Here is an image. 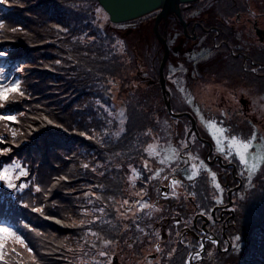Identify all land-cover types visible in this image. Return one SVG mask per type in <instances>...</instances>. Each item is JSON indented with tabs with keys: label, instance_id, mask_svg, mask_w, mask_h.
<instances>
[{
	"label": "trees",
	"instance_id": "16d2710c",
	"mask_svg": "<svg viewBox=\"0 0 264 264\" xmlns=\"http://www.w3.org/2000/svg\"><path fill=\"white\" fill-rule=\"evenodd\" d=\"M202 2L182 3L181 11L185 14L192 7L199 13L196 18L201 16V12H211L216 20L234 22L235 14L243 10L240 6H232L236 10L231 12L221 0L209 10ZM224 10L230 13L225 15L227 13H222ZM134 20L111 22L98 0H0V52L7 53L0 57V76L3 77L0 82L8 86V83L19 80L22 90H25V96L16 100L11 96L17 94H10L6 107L0 109V112L18 116V122L0 121V134L4 136L0 139V148L11 149L0 153V172L7 168L9 174L16 177L22 169L28 171L20 179H13L17 184L15 189L9 188L7 181L0 180V224L23 236L33 249L30 254L22 245L16 246L18 251H24L25 264H122L120 256L125 254L130 243L126 242L130 232L123 225L131 213L121 217L117 210L125 212L128 207L135 210L136 200H146L150 204L157 193L156 184L172 165L175 145L171 142L163 141L165 145L160 146L159 160L153 161L148 154L161 118L168 116L172 119L159 85V64L164 50L155 35L152 75L138 67L137 81L143 88L135 90L129 98H123L124 111L120 116L116 112L119 108L115 103L117 94H122V97L128 87L124 88L121 77L127 58L120 54L118 41L121 38L115 30ZM219 25L222 26L221 23ZM158 26L169 46L170 60L178 59L179 55H175L171 47L183 34L181 24L170 15ZM14 28L17 31L13 32ZM224 30L230 38L232 28L228 23ZM236 50H241L237 57L229 50L215 49L212 43L197 44L187 48L183 53L186 59L177 60V65L175 61L171 65L167 59L164 76L171 105L172 86L176 87L179 80L167 77L168 68L173 72L185 69L187 80L193 77L205 91L214 87L212 83L216 89L217 85H226L225 81L228 83L226 86L234 88L233 91L244 84L243 81L256 86L259 81L263 85L264 48L248 51L240 47ZM126 53L132 56L134 63H138L136 54L140 52L135 41ZM180 62L185 65L181 66ZM205 68L207 78L202 75ZM117 79L120 80L119 87L115 86ZM261 88L264 91V87ZM44 116L48 120L43 119ZM218 121L221 122L220 119ZM228 124L227 132L230 134L242 125L245 128L241 131L242 138L248 139L251 132L256 131V141L263 143L259 131L247 122L244 125L237 122ZM12 128L19 132L15 138L11 136ZM85 163L90 167L84 168ZM16 165L21 167L16 168ZM132 168L141 173L135 184L130 179L134 175ZM159 169H163L160 176L152 178ZM242 170L245 174L242 188L246 191L249 179L243 165ZM257 172L258 169L244 198L235 193L237 209L234 217L227 221L225 237L221 227L216 231L220 245L226 246L229 241L231 247L220 251L214 242H208L198 264H264V180L256 176ZM192 180L198 196L208 198L207 195L211 194L209 181L202 176ZM21 184L28 187L21 188ZM141 189L147 193L144 197L137 195ZM92 192L102 196L103 200L90 196ZM90 199L94 203L90 204ZM124 200L129 201L128 205L122 206ZM212 204L211 201L205 211L210 213ZM195 205L187 210L188 218L201 211L197 198ZM98 207H104L105 213L96 212ZM38 208L42 211H36ZM85 208L89 209L87 214ZM168 208L165 206V210ZM96 215L102 216L103 220L93 224L79 223L81 220H94ZM155 221H149L147 225L152 227ZM130 225L134 226V223ZM89 228L100 233L99 241L88 232ZM136 235L132 230L131 243L136 241ZM105 238L113 241L106 249L109 252L107 257L99 255L104 250L102 240ZM163 238L164 245L173 241V245L181 247L179 237L174 240ZM11 244L9 240L5 245V259L0 260V264H18L17 257L11 253ZM141 250L142 247L138 252ZM187 253V249L179 248L172 256L164 254L161 256L162 264L167 260L166 264H186ZM114 256L118 258L116 263ZM158 259L159 256L153 264H158Z\"/></svg>",
	"mask_w": 264,
	"mask_h": 264
},
{
	"label": "rangeland",
	"instance_id": "374dc122",
	"mask_svg": "<svg viewBox=\"0 0 264 264\" xmlns=\"http://www.w3.org/2000/svg\"><path fill=\"white\" fill-rule=\"evenodd\" d=\"M202 1H203L202 3L206 7L209 8V10H212L213 4L214 3L216 4V2L220 1V0H202ZM235 1H237V2H234L233 0H221L223 6H225V7L229 6L228 8L231 9V12L236 10L233 8L234 6H240L241 7L240 9H243L241 11L244 12V13H241V16L239 18L242 21L241 23H238V22L234 23L235 21L231 22L230 20L227 21L228 24L232 28L231 33L234 34L233 38H232V34H230V38L227 39L229 44L233 45V41L235 40V37H236V41H239L242 43L241 46H239V47H241L243 49H248V51L253 50V49H263L264 48V40L261 41V40H259V38L255 39L256 35L254 34V31H251L252 29H250V24L248 23V17L255 18L258 21V26L261 27V29H264V0H235ZM242 6L244 8H242ZM155 12H158V11L155 10L153 12H150L149 14H146V15H143L139 18H136L134 20V22L129 23V24L123 26L122 28H119L118 30H115V31H117V32H115V34H120V38H121L120 42H122V44L120 43L121 44L120 45V54L122 56H126V58H127L125 61L126 66H125V69L123 70L124 75H122L121 77H123V79H124V81L122 82L124 85V88L127 86L128 90L124 92L122 97H121L122 94H120V93L117 94L118 97L115 100L116 101L115 103L120 108V109L119 108L116 109L118 116H120L121 112L124 111V106H123L124 99L126 97L129 98V96H131L135 90H142V88H143V87H141L142 85L138 84L139 82L137 81L136 72L138 71V67L144 73L149 74L150 76L152 75L153 71H152V64L151 63L154 61V58L152 57V55L154 53L153 51L155 48V36L152 32V29H153V24H154V20H155V16H154ZM222 13H227L225 15H228L230 12H226L224 10V12H222ZM147 15H149V17H147ZM211 15H213V14H211ZM203 16L206 17L207 13H204ZM162 22L163 21H161V23ZM124 23H126V22H124ZM161 23H160V25H161ZM158 27L160 28V26H158ZM176 28H178V27H176ZM180 30H182V29H180ZM196 33L197 34L199 33L198 29H197ZM179 39L180 40L177 43L176 42L173 43L172 47H171L172 50L175 48L177 49V51H174V53H175V55H177V54L179 55L178 59L171 61L169 56H168L167 62L170 61L171 65H173V61H175L174 64L177 65L178 64L177 60L183 61L186 59V58H183L184 57L183 53L187 52L186 51L187 48H189L191 46H195L197 44L198 45H200V44L204 45L205 43H208L210 41V38L208 39V37L205 34H203V37H197L196 36L195 39H192L191 37H188L185 34H181L179 36ZM117 40H118V36H117ZM220 40H222V36H220ZM220 40H219V43H220ZM134 41H135L136 46L140 52V54L139 53L136 54V56H139L138 63H134L132 56L129 53H128V55L126 53L132 48V44H134ZM121 48L123 50H121ZM224 49H226V48L223 47L220 50H224ZM227 52H228V49H227ZM0 57H4V55H0ZM231 61H234V60H231ZM203 63H207V61L203 60ZM180 65L184 66L185 63L180 62ZM205 65L206 64H204V66ZM168 70L169 71L167 72V77L170 78V76H172V77H175L176 79L179 80L178 83L175 82L177 89L174 85L172 86V88H173V91H172L173 99H172V105H171L172 110L176 113L188 112L185 110L192 111V109L190 108L191 103L189 101L186 104L184 103L186 100L185 98L190 97V93H191L192 97L195 98V103L198 104L199 106H201V110L204 113L205 117L202 115L201 111H198V110L195 111V114H194L195 117L192 116V114H190L189 112L188 113L194 118V120L196 119L195 123L197 121V123L199 125L200 132L201 133H202V131L207 132L210 135V137L215 141L216 147H218V145L216 143V139L213 137L212 131L210 130L206 121H210L211 118L214 119V117H217L218 119L221 120V123L222 122L223 123H227V122L228 123L229 122L241 123L242 121H243L242 122L243 125H244V123H246V117L243 114H241V110L239 109V107H241L240 106L241 104H239L238 100H236L237 105L234 104V102L230 101V99H232L233 96H235V95H236L237 99L241 94V95H243L244 98L249 100V106H250V110H249L250 112L249 113H250V116L252 118L251 121H253L254 123H256V121H257L256 130L259 131L260 136L264 135V91L261 88L262 86L264 87V84L260 85V82L258 81L257 86H256L254 83L249 84L246 81H243L244 84H241L240 86L235 88V90L233 91L234 88H232L230 86H226L228 84L226 81H225L226 85H224V84H221L219 86L217 85L216 89H213V88H215V84L211 82L214 85V87L205 91V90L201 89V85L198 82H196L193 77L190 80H187V78H186L187 72L185 69L184 70L181 69V70H178L175 72L171 71L170 68H168ZM251 70H253V69H251ZM163 72H164V70H163ZM200 73H201V71H200ZM207 73H208V71L205 68V70L202 71L203 78L208 77ZM126 75L128 77H126ZM224 80L225 79H222V81H224ZM126 81H128L127 84H126ZM4 83L5 82H3L2 84H4ZM10 83H8V85ZM118 83H120L119 79H117L115 81L116 87H119ZM129 83H132L131 87L129 86ZM4 85L6 86L7 84H4ZM137 86H139L140 88L137 89L136 88ZM190 87H192V90L189 89ZM116 92H117V89H116ZM164 103H165V101H164ZM190 122H191V119H190L188 114H185L184 117L183 116L178 117V118L172 117V119L169 118L168 116L162 117L159 124L157 125L160 127L159 130H157L155 133H153L151 150H150V152L148 150V154L150 155L149 157L153 161H155L156 159H158V160L160 159L158 157L162 152L160 150V146L165 145L163 143V141H165L166 143L171 142L173 145H175V151L178 152L183 147V145L181 144V141H184L185 137H186V129L182 126H179V125L188 124ZM191 124H192V122H191ZM260 124H261V126H260ZM195 127H196V124H195ZM181 128H183L182 129L183 131L179 130ZM243 129H245V128L242 125H240V126H238L237 129L234 128L233 133L230 134L229 132H227L224 135H227L229 137L234 135L240 139H244L241 137V131H243ZM197 132H198V130H197ZM198 134H199V132H198ZM199 136H200V134H199ZM190 140L195 141V142H193L192 149L189 151L190 153L191 152L196 153V152H198L199 149L203 148V145L200 142H197V140L194 137H191ZM227 143H228V141H224V147H225V145L227 146ZM254 145H255V147L253 149L249 150V154H248L250 164L253 162L252 161V154H256V156L258 158L260 156H264V141H263V143H258L257 141H255ZM227 147L229 148V144ZM228 151H229V149H228ZM176 155L177 154L175 153V156ZM237 158L239 159L238 156H237ZM191 159L194 160L192 157H191ZM238 159H237V161L240 162ZM184 161H185L184 157L182 159H173L172 166L175 164H182ZM218 163L221 164L222 166H225V164H222V161L220 160V158L218 160ZM262 163H260L261 166L259 167L258 172L256 173V176L260 177L261 179L264 180V162H262ZM188 164H189L188 168L190 169V172L192 173V171H194V169L191 167L192 163H188ZM197 166L200 167L199 164H197ZM208 169H211V171H216L215 167H213V168L208 167ZM242 172H243V170H242ZM243 176H245V174H241V177H243ZM224 179L227 182L229 180L228 178H224ZM240 180H241V183H240ZM243 182H245V181H243L242 179H239L237 185H235L234 188L231 187L229 189H226L227 191L223 192L222 198L224 197L223 200L225 199L226 204H228V202H229L228 201V191H231L230 196H231L232 204L228 207H224L225 209H227L226 212H228L229 215H230L229 211H233V213H234V212H236V209H237V204H236L237 200L235 197V193H233V191L236 190L235 191L236 194L239 193L238 196H240V198L241 197L244 198L245 194L249 191L250 185H252V180H251L250 184H249V182L246 184V187H245L246 191H245L242 188ZM211 186L216 188L213 181L211 183ZM172 190H174L173 187H172ZM209 190H210V188H209ZM155 191H156V189H155ZM175 191H177L179 193V195L173 196L172 199H177V200L179 199V201L181 200L184 204L189 202L190 198L186 194L187 193L186 188L184 187V185L182 183L178 184L175 187ZM215 195H214V193H211L208 197V199H209L208 201L211 202V198L214 197ZM217 196H218V194H217ZM140 197H144V195H140ZM163 206L164 205L160 206L162 208V210L164 209ZM152 212H153V215L151 217H148L146 215L141 217V213H139V215L141 217L140 219H134L132 213L126 216L125 224L130 225V223H134V226L132 225L130 230L129 229L126 230L127 232H130V233H128V235L126 237V239H127L126 242L131 243L130 237H133V236H131L132 230L136 231L137 235L135 236L136 241L132 242V243H134V242L135 243L134 244H132V243L127 244V246H126L127 249L125 250V254L120 256L122 264H153L154 263L156 258L155 257H153L154 259L148 258L147 256H148V254H150L156 250L155 246L157 245V243L158 244L160 243V245L163 244V241H162L163 236L161 237L160 234L157 235L156 231H154V232L150 231V229L152 230L153 226L150 227L146 223L147 219H151V221L155 220L160 214V212L158 213L157 210H153ZM229 215L227 217H225V219L228 218V220H230L231 218L234 217V215L230 216V217H229ZM203 219H204V216H203ZM224 220H222L223 222H221L219 224V228L221 227L222 230H223V225L225 223ZM137 223L140 225L139 229H137L135 227V224H137ZM0 226H1V224H0ZM157 231H159V230L157 229ZM154 234H156V236ZM175 238L176 237H174L173 240ZM224 240H225V238H224ZM213 241H215V239L214 240L210 239V241H208V242H213ZM217 241H218V237H217ZM172 242L173 241H168L167 244L165 245L166 249H165V246H163L162 251L166 252V250H168V252H169L172 249H177V247L175 245H173ZM214 243L216 244V242H214ZM148 244H150V245H148ZM216 246H217V244H216ZM227 246H228V244H226V246L220 245V249H218V250L227 251V250H229V249L226 250ZM140 247H142V250L138 252V249ZM158 253H160V251ZM190 255L191 254H188L185 258L186 264L188 261V257ZM158 256H159L158 264H162L163 258L161 260V256H165V255L163 254V255H158ZM201 257H203V253L198 258H196V256H195L194 257L195 259L193 260L192 264H198L199 260L200 261L202 260ZM116 260L118 261V258ZM167 261H165L163 264H166Z\"/></svg>",
	"mask_w": 264,
	"mask_h": 264
},
{
	"label": "flooded vegetation",
	"instance_id": "af4514ba",
	"mask_svg": "<svg viewBox=\"0 0 264 264\" xmlns=\"http://www.w3.org/2000/svg\"><path fill=\"white\" fill-rule=\"evenodd\" d=\"M180 4H182V3H180ZM180 6L181 5H179V8H180ZM194 10L195 9L190 7L188 10H186V12H185L186 15H185L183 13L184 11L182 12L181 8H180V13H181V17H182L183 22L174 13L168 14L167 17L165 19L162 18L161 21L166 22L167 18L170 15H173L175 21L179 22L181 24L182 32L186 36L191 37L192 39H195L196 36L197 37H203V34H205L208 37V39L210 38V41L207 44L212 43V45H213V47H215V49H222L223 47H225L226 50L228 49L229 52L232 55H234L235 57L239 56L241 50L240 51L238 50V52H236L237 51L236 49L240 48L239 46L242 43L239 41H236V38H235V40L233 41V45L229 44V42L227 40L228 37H227L225 30H224V26L228 22L225 20L224 21L223 20H216L215 19L216 16L214 15V13H211V12H201V14H200L201 16H199V18H196V16L199 15V13L196 12V10L195 11ZM157 13L158 12L154 13L155 16ZM204 13H207L206 17L203 16ZM241 13H244V12L240 11V12H237L235 14L236 18H235L234 23H237V22L241 23L242 22L239 19L241 16ZM211 14H213L214 16ZM161 21H160V23H161ZM220 23L222 24V26L219 25ZM223 23H224V26H223ZM248 23L250 24V29H252L251 31H254V34L256 35L255 39L258 38L257 37L258 35L256 33V29H255V28L259 27L258 21L255 18L248 17ZM259 28H261V27H259ZM197 29L199 30L198 34L196 33ZM220 36H222V40H220ZM263 39H264V37H263ZM219 40H220V43H219ZM172 51H177V49L175 48ZM243 55H244V59L248 60L247 56H245V54H243ZM165 84H166V80H165ZM159 85H160V83H159ZM160 89H161V87H160ZM189 89L192 90V87H190ZM169 97H170V94H169ZM185 99L186 100L184 103L186 104L189 101L191 103L190 108L192 109V111H189V110H185V111H188L190 114H192V116H194L195 111L198 110V111H201L202 115L204 116V113L201 110V106H199L198 104L195 103V98L192 97L191 93H190V97H186ZM236 100H238L239 104H241L240 105L241 107H239V109L241 110V113L246 117L247 124H250V126L252 125L254 128H256L257 127V121H256V123L251 121L252 118H251L250 113H249L250 112L249 111L250 110L249 100L244 98L243 95H241V94L238 97V99H237L236 95L233 96L232 99H230L231 102H234V104L237 105ZM188 112H178V113H188ZM182 116L184 117L185 114ZM176 118H178V117H176ZM210 120H215L217 125H219V126H223L225 128L230 127V125L228 123L219 122L217 117H214V119L211 118ZM241 123H239V124H241ZM195 124H196V128L200 134V137L209 141L212 145V149H211L210 153L208 154L207 159H206V155L209 152V145L206 142H203L201 139L197 138L196 134L194 133V131L192 129L191 122L188 124L179 125V126H182L186 129V137H185L184 141H187L188 147L186 149H184V147H182L178 152L175 151V153L176 154L180 153V155L185 158V161L182 164H175L173 166L171 165L167 170H165V174H163L160 181L156 184L155 189H156L157 193L154 195V197H153L154 200L151 203V204H155L156 208L155 209H147L146 212L157 210V209H158L157 210L158 213L160 212L159 216L156 218V221L154 222L152 230L150 229V231H153V232L156 231L157 233H159L161 235V237L165 236L166 238H171V239H173L174 237H179V242L181 243V247H177L176 250H179V248L185 249V250L187 249L188 250L187 255L191 254L193 256V258L195 256H196V258H198L199 256H201V253L199 256H197L196 254L202 250V248L200 247V244L202 241H204V243H205V250H206V244L208 243V241H210V239H212V240L215 239V241H213V242H216V244H217V235H216L217 232L216 231L219 228V224L221 222H223L222 220H224L225 217H227L229 215V213L226 212L227 209L224 208V205L226 204L225 199L223 200L222 203H217V201L215 199H213V197H212L211 201L213 204H212L211 209H210V213H209L210 215H204L201 211H197L196 213L193 214L192 218L187 217V215H188L187 210L196 206L195 205L196 198H197L198 203L205 210H206V207H209V204H210V202H208L209 199L206 198V196H205V198L202 196H198V194L195 191L196 185L195 184L192 185V183H194V180L188 179V177L191 176V174H192L190 172V169L188 168V165H189L188 163L200 165V167H198V169H196L198 171V175L196 177L202 176L203 179L205 178V180L209 181L210 186H211V183L213 181V178L211 176V172L208 171V168L205 169L203 167V165H201L200 163H201V161H203L204 164H206L209 168L215 167L216 171H213V172L217 173L216 180L220 183L221 187L223 188V192L227 191L226 189H229L231 187L234 188L235 185H237L238 180L242 179V177H241L242 164H241V162L237 161L238 158L235 155V153H233L232 156L227 155L228 149H229L227 147L228 143H227V146L225 145V151L224 152L218 151V147H216L215 141L210 137V135L204 131H202V133H201L197 121ZM260 126H261V124H260ZM191 137H194L197 140V142H200L203 145V148L199 149L198 152H196V153L191 152V155L189 156V155H186L185 153H188L192 149L193 141L190 140ZM191 157L194 160H192ZM219 158L222 161V164H225V166H222L221 164L218 163ZM173 169H175V171H173ZM224 178H228L229 179L228 182ZM173 179L181 181V183L186 188V192H195L196 196L195 197L188 196L190 198V200L186 204H184L181 200L179 201V199L178 200L172 199L173 196L171 195V193L173 191L172 190L173 186L171 184V181ZM210 188H212L210 193H214V195L216 194L215 196H217V194H218V196H221V195L223 196V193L221 194L219 189H216L212 186ZM235 191L236 190H234L233 193H236ZM206 194H207V192H206ZM207 197H209V195H207ZM162 205H164L163 210L160 207ZM165 206H167L169 208L165 210ZM213 208H215V217H216L215 219L211 215V211ZM203 216H206L208 218V220L206 222L203 219ZM176 220H179L180 223L176 224L175 223ZM149 221H151V219H147L146 223L149 224ZM224 222L225 223L223 225V230H222L223 237L225 235L224 229L227 227V223H226L227 221L224 220ZM185 225H187V227ZM157 229L159 231H157ZM154 235L156 236V234H154ZM162 241H164V238H162ZM218 242H219V238H218ZM159 246H160V253H158L155 250L154 252L148 254L147 257L148 258H153V257L156 258L158 255L168 254V253L162 251V247L165 246L164 244L160 245V243H159ZM155 249H156V246H155ZM205 250L202 251L203 254H204Z\"/></svg>",
	"mask_w": 264,
	"mask_h": 264
},
{
	"label": "snow or ice",
	"instance_id": "6c2138e0",
	"mask_svg": "<svg viewBox=\"0 0 264 264\" xmlns=\"http://www.w3.org/2000/svg\"><path fill=\"white\" fill-rule=\"evenodd\" d=\"M0 27H2V24H0ZM57 27L59 28L60 26L57 25ZM13 32L17 31V29H12ZM65 31H67L65 29ZM94 39V38H93ZM118 43H121L120 41H118ZM121 50H123L121 48ZM0 55H7L6 52H0ZM56 63H61V61H56ZM21 71H23V69H21ZM253 71H255V69H253ZM0 79H3L2 76H0ZM10 94H17V95H12L11 99L12 100H16L18 97H24L25 96V90H22L21 87V82L19 80H16L13 83H10L8 86H5L4 84L0 83V109H4L7 105V103L9 102L10 99ZM21 116L23 115V113L20 114ZM36 119H39V117H36ZM43 119L48 120L47 116H44ZM203 119V118H202ZM0 121H9V122H18V116L15 114H6L3 112H0ZM49 123H52V121H49ZM206 123L208 124L210 130L212 131V135L213 137L216 139V143L218 145V151L220 152H224L225 151V147H224V141H228L229 144V151L227 153L228 156H232L233 153H235V155H237L239 157V161L242 163L244 169L246 170V174L248 176L249 179V183H251L252 180V176L253 174L256 172L257 169H259L260 167V163L264 162V156H260L259 158L256 156V154H252V163H249V158H248V154H249V150L253 149L255 147L254 142L258 139L257 137V133L256 131H252L250 134V138L248 139H240L237 136H227L224 135L228 129L223 127V126H219L217 125L215 120H210V121H206ZM19 135V132L16 128H12L11 129V136L12 137H17ZM117 135H119V133H117ZM4 136L3 134H0V139H3ZM261 141H264V135L259 137ZM15 141L13 140V143ZM193 142H195L193 140ZM181 144L183 145L184 149H186L188 147L187 141H181ZM11 151V149L8 148H0V153H5V152H9ZM186 155H191L190 152L185 153ZM183 157L180 155V153H177V155L175 157H173V159H182ZM201 165H203V167L205 169L208 168V166L206 164H204L203 161H201ZM145 168L148 167L147 162H145ZM16 168H20V165H16ZM84 168H89L90 165L85 163L83 165ZM129 167H131V165H129ZM191 167L194 169V171H192L191 176L188 177V179H193L198 175V171L196 169H198V166L196 164H192ZM93 171H95V168L92 169ZM163 171V169H159L156 170L153 173L152 178H156L159 177L161 172ZM173 171H175V169H173ZM208 171L211 172V176L213 178V183L215 184L216 189L220 190V193H223V188L221 187L220 183L216 181V176L217 173L211 171V169H208ZM132 172L134 173V175L132 177H130V179L132 180V183L135 184L136 183V179L138 177L141 176V173L139 171H137L135 168H132ZM28 174L27 169H22L19 172V175L16 177H13L12 175L9 174V170L7 168L3 169L2 172H0V180H4L8 182V187L9 188H17V184L13 183V179H20L21 177L25 176ZM242 174H244V172H242ZM64 179H67V177H64ZM181 182L179 180L173 179L171 181V184L173 186V191L171 193L172 196H178L179 193L177 191H175V187L180 184ZM19 187L24 188V187H28L25 184H21L19 185ZM37 191L40 190L39 185L36 186ZM188 196H192L195 197L196 193L195 192H187L186 193ZM137 195H147V193L141 189V192L138 193ZM90 196H96L97 199L99 200H103L102 196H97V194L95 192L90 193ZM114 199V198H112ZM213 199H215L217 201V203H222L223 199H222V195L221 196H214ZM89 203L92 204L94 203L91 199L89 200ZM129 201L124 200L122 202V206L123 205H128ZM134 207H128L126 209L125 212H120L119 209L117 210L119 213V216L121 217H125L127 215V213H132L133 214V218L134 219H140V215L139 213H143L144 215L151 217L153 215L152 211H147L145 212V209H155L156 205L155 204H149L148 201L146 200H136L134 201ZM158 210V209H157ZM36 211H42V209H36ZM105 208L104 207H98L96 208V212L98 213H105ZM85 214H87L89 212L88 208L84 209ZM201 212L204 215H210L207 211H205L204 208H201ZM52 218V217H49ZM103 217L100 215H96L94 217V220H81L79 223L81 225H84L85 223L87 224H93L96 221H102ZM176 224H179L180 221L176 220L175 221ZM187 227V225H185ZM124 229H130L132 227V225L129 224H124L123 225ZM135 227L137 229L140 228V225L137 223L135 224ZM88 232L91 233L92 236L97 238V241L100 240V233L99 232H93L91 228L88 229ZM0 260H4L5 259V253H4V248L5 245L8 244L9 240L12 241V244L10 246L11 248V253L14 254L17 257L18 260V264H25V260L23 259L24 256V251L17 250V245H22L23 249H26L27 253H33V249L31 247L28 246V244L25 242V239L23 236L18 235L15 231H13L11 228L8 227H3L0 226ZM157 235H159V233H157ZM236 239H239V237H236ZM113 243L112 240L109 239H103L102 240V245L104 250H101L99 252L100 256L103 257H107L109 255V252L106 250L108 248V246H110ZM93 246L95 247V242L93 244ZM200 247L203 248L204 245L201 243ZM156 251L159 252L160 251V246L159 244L156 245ZM176 251V249H172L171 251L168 252V256H172L173 253ZM197 256L200 255V253L196 254ZM32 259L35 260V256H32Z\"/></svg>",
	"mask_w": 264,
	"mask_h": 264
},
{
	"label": "water",
	"instance_id": "95a60500",
	"mask_svg": "<svg viewBox=\"0 0 264 264\" xmlns=\"http://www.w3.org/2000/svg\"><path fill=\"white\" fill-rule=\"evenodd\" d=\"M98 1L100 5L102 6V8L108 13L110 21L113 23L127 22L130 20L139 18L143 15L149 14L150 12H153L155 10H158V13L155 16V20L153 24V32L156 38L158 39V41L162 44V47L164 50L162 59L159 65V83L161 87L162 96L165 101V105L168 110V113L172 117H180L184 114L189 115L191 122H192V129L194 133L196 134L198 138H200L203 142L204 141L207 142V144L209 145V152L206 155V159H207L208 154L210 153L212 149V145L209 141L204 140L199 136L197 129L195 127L194 118L189 113H176L172 110L171 101L169 97V91L166 88L165 76L163 72L165 63L169 56V46L166 42V39L162 35H160L159 30H158V24L160 20L162 18L165 19L168 14L174 13L182 20L180 8H179L180 3H189L195 0H98ZM255 29H256V33L258 35L259 40H262L264 37V30L259 27ZM240 183H241V180H240ZM230 193L231 191H228V201L229 202L224 207H228L232 204ZM229 212H230L229 217L234 215L233 211H229ZM211 215L215 219V208L212 209ZM204 220L206 222L208 218L204 216ZM225 220L228 221V218H226ZM201 243L204 245V247L202 248L200 252L202 254L203 253L202 251L205 250V243L204 241H202ZM230 246H231V242L228 241V246L226 250L229 249ZM217 248L220 249V244L218 241H217ZM116 259L117 258L114 256V263L117 262ZM193 260H194L193 256L190 255L188 257L187 264H192Z\"/></svg>",
	"mask_w": 264,
	"mask_h": 264
}]
</instances>
